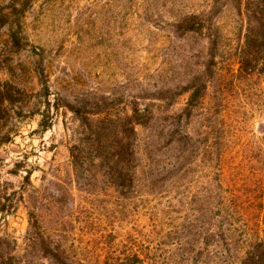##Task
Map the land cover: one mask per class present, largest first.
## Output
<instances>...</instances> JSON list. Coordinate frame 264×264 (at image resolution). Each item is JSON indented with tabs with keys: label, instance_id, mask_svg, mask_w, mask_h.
Returning <instances> with one entry per match:
<instances>
[{
	"label": "rangeland",
	"instance_id": "1",
	"mask_svg": "<svg viewBox=\"0 0 264 264\" xmlns=\"http://www.w3.org/2000/svg\"><path fill=\"white\" fill-rule=\"evenodd\" d=\"M191 13L223 35L216 54L175 30ZM239 27L229 0H0V86L24 102L11 118L19 134L0 148L1 233L23 246L30 213L75 264H187L213 250L212 235L257 232L264 74L239 76ZM136 100L154 116L136 129L134 183L119 187L96 165L75 173L65 124ZM48 102L42 135L33 111ZM36 166L45 173L30 185L23 170Z\"/></svg>",
	"mask_w": 264,
	"mask_h": 264
},
{
	"label": "trees",
	"instance_id": "2",
	"mask_svg": "<svg viewBox=\"0 0 264 264\" xmlns=\"http://www.w3.org/2000/svg\"><path fill=\"white\" fill-rule=\"evenodd\" d=\"M229 1L240 24V44L235 51L237 72L239 76L247 77L264 74V0ZM175 25V30L182 34L201 35L212 46L214 54L217 53L216 48L223 35L212 32L201 15L184 14ZM204 31L208 33L204 34ZM19 90L12 84L0 86V148L12 142L19 134L18 127L11 122L13 115L24 110V102L17 96V93H21ZM42 91L45 92L44 96H47V87ZM40 105H36L33 111L43 117L35 132L44 135L52 128V123L45 122L50 102L44 111L39 108ZM153 116L150 105L136 100L128 102L122 115L101 109L88 110L81 120L76 117L74 126L65 124V131L69 135L70 165L75 173L86 170L87 166L96 165L103 169L109 181L119 187L133 184L137 160L136 129L138 126L147 125ZM19 166L18 163L16 172ZM23 171H26L25 179L30 185L35 171L45 173L37 166ZM8 200L6 194L0 190V220L5 219L6 213L9 212ZM254 209L258 212L257 232L253 235H247L245 232L237 235L227 229L212 235L209 245L213 243V250L209 248L200 252L198 257H190L187 264H264V201L254 205ZM28 218L29 227L23 237V246L17 238L2 234L0 226V264H75L60 240L45 234L42 222L33 220L30 213ZM114 264L144 262L137 255H133Z\"/></svg>",
	"mask_w": 264,
	"mask_h": 264
}]
</instances>
